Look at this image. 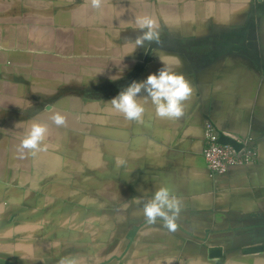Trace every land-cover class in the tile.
I'll return each instance as SVG.
<instances>
[{"label": "crops", "instance_id": "crops-1", "mask_svg": "<svg viewBox=\"0 0 264 264\" xmlns=\"http://www.w3.org/2000/svg\"><path fill=\"white\" fill-rule=\"evenodd\" d=\"M144 15L160 43L136 47ZM161 55L193 86L183 117L161 119L142 91L144 116L126 120L111 99ZM207 121L254 136L255 160L211 174ZM34 122L47 148L21 156ZM162 186L182 202L175 232L143 216ZM62 258L264 264V0H0V264Z\"/></svg>", "mask_w": 264, "mask_h": 264}, {"label": "clouds", "instance_id": "clouds-1", "mask_svg": "<svg viewBox=\"0 0 264 264\" xmlns=\"http://www.w3.org/2000/svg\"><path fill=\"white\" fill-rule=\"evenodd\" d=\"M90 7L94 10L102 9L104 0H89ZM140 34L135 39L136 47H143L146 43H160L159 26L150 16H138L135 20ZM135 47V48H136ZM162 67L157 73L149 74L146 80L134 81L122 90L110 103L116 113L123 115L128 121H140L145 114V107L138 97L141 92H146V99H150L155 114L161 119H180L184 115V102L193 93L191 82L178 68L182 65L179 61L175 65L159 56ZM52 124L61 127L66 123V116L60 112H53L50 116ZM49 132V125L34 122L20 141L18 150L23 156L26 152L32 156L45 151L44 143ZM182 202L166 187H159L143 206V216L148 224L163 221V227L170 232L177 230V217L180 214ZM59 264H78L75 259L62 258ZM259 264V262H258Z\"/></svg>", "mask_w": 264, "mask_h": 264}, {"label": "built area", "instance_id": "built-area-1", "mask_svg": "<svg viewBox=\"0 0 264 264\" xmlns=\"http://www.w3.org/2000/svg\"><path fill=\"white\" fill-rule=\"evenodd\" d=\"M206 146L204 156L211 174H222L232 166L253 162L257 156V140L254 136L240 137L229 132H219L211 121L205 123ZM234 140L238 146L221 142V137Z\"/></svg>", "mask_w": 264, "mask_h": 264}, {"label": "water", "instance_id": "water-1", "mask_svg": "<svg viewBox=\"0 0 264 264\" xmlns=\"http://www.w3.org/2000/svg\"><path fill=\"white\" fill-rule=\"evenodd\" d=\"M221 142H223V143H231V144H233V145H235V146H238V144L234 141V140H232L231 138H228V137H221Z\"/></svg>", "mask_w": 264, "mask_h": 264}]
</instances>
